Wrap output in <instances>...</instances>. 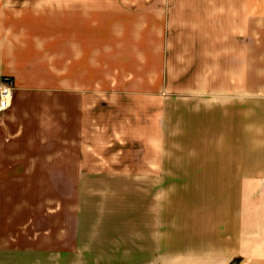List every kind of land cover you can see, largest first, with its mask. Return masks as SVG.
Instances as JSON below:
<instances>
[{"label": "rangeland", "instance_id": "374dc122", "mask_svg": "<svg viewBox=\"0 0 264 264\" xmlns=\"http://www.w3.org/2000/svg\"><path fill=\"white\" fill-rule=\"evenodd\" d=\"M88 7L94 50L109 44L110 145L77 158L78 264H264V0ZM11 159L0 205L13 214L25 185L4 173L22 170ZM45 165L29 164L30 208ZM21 229L15 214L8 233Z\"/></svg>", "mask_w": 264, "mask_h": 264}, {"label": "crops", "instance_id": "0c3cea01", "mask_svg": "<svg viewBox=\"0 0 264 264\" xmlns=\"http://www.w3.org/2000/svg\"><path fill=\"white\" fill-rule=\"evenodd\" d=\"M89 2L50 8L45 0H0V78L15 88L10 107L0 111V161L20 163L21 171L4 173L21 175L25 185L18 191L21 212L9 213V199L0 205V222L7 220L0 264H78L77 158L94 155L89 147L110 145L109 44L102 40L95 46L102 52L94 50ZM95 69L101 76L94 78ZM41 161L47 163L38 168L44 198L34 209L28 196L35 186L26 177L33 174L29 164ZM8 185L5 196L14 192ZM15 214L21 233H8Z\"/></svg>", "mask_w": 264, "mask_h": 264}, {"label": "built area", "instance_id": "2783aa9c", "mask_svg": "<svg viewBox=\"0 0 264 264\" xmlns=\"http://www.w3.org/2000/svg\"><path fill=\"white\" fill-rule=\"evenodd\" d=\"M14 90V85L8 77L0 78V111L10 107Z\"/></svg>", "mask_w": 264, "mask_h": 264}]
</instances>
